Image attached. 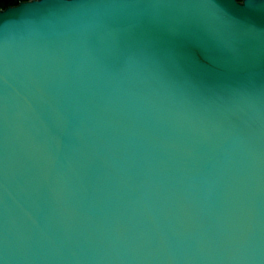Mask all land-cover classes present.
Returning a JSON list of instances; mask_svg holds the SVG:
<instances>
[{"label": "water", "instance_id": "95a60500", "mask_svg": "<svg viewBox=\"0 0 264 264\" xmlns=\"http://www.w3.org/2000/svg\"><path fill=\"white\" fill-rule=\"evenodd\" d=\"M0 23V264H264V0Z\"/></svg>", "mask_w": 264, "mask_h": 264}, {"label": "trees", "instance_id": "16d2710c", "mask_svg": "<svg viewBox=\"0 0 264 264\" xmlns=\"http://www.w3.org/2000/svg\"><path fill=\"white\" fill-rule=\"evenodd\" d=\"M31 0H0V10H5L9 7L17 6L21 2H27Z\"/></svg>", "mask_w": 264, "mask_h": 264}, {"label": "snow or ice", "instance_id": "6c2138e0", "mask_svg": "<svg viewBox=\"0 0 264 264\" xmlns=\"http://www.w3.org/2000/svg\"><path fill=\"white\" fill-rule=\"evenodd\" d=\"M6 27H7L6 25H4L3 23H0V30L5 29Z\"/></svg>", "mask_w": 264, "mask_h": 264}]
</instances>
